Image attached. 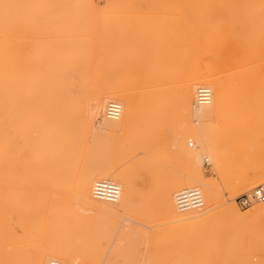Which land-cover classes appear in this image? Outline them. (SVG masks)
Segmentation results:
<instances>
[{"label": "bare ground", "instance_id": "6f19581e", "mask_svg": "<svg viewBox=\"0 0 264 264\" xmlns=\"http://www.w3.org/2000/svg\"><path fill=\"white\" fill-rule=\"evenodd\" d=\"M99 1L0 0V264H100L102 239L84 236L97 216L106 239L120 226L111 245L122 264H264V234L256 259L245 242L264 226V204L235 200L264 190L262 169L229 162L223 148L239 115L258 117L249 137L264 134V0ZM177 80L173 96L165 86ZM157 118L173 123L169 135L148 136ZM119 132L120 143L110 137ZM122 143H166L185 169L149 196L140 179L154 165L117 167L131 153ZM210 158L227 198L202 168ZM104 179L121 186L117 201L95 197ZM192 188L203 206L180 209L178 193ZM156 204L172 226L150 240L129 224ZM143 237L154 248L147 256Z\"/></svg>", "mask_w": 264, "mask_h": 264}, {"label": "rangeland", "instance_id": "374dc122", "mask_svg": "<svg viewBox=\"0 0 264 264\" xmlns=\"http://www.w3.org/2000/svg\"><path fill=\"white\" fill-rule=\"evenodd\" d=\"M100 5L105 4V0H100ZM123 76L128 77L130 79L129 73L125 72L122 73ZM121 75V76H122ZM180 81L177 80V83L175 81V83L173 82L170 86L166 85L165 87L167 89L170 88L172 95L176 96L177 90L179 88V84ZM137 88L133 89L136 90ZM138 90V89H137ZM143 115H138V117H142ZM152 117H155L154 115H149ZM236 120L239 121L240 126L238 125V129L231 132L232 134L230 135V138L225 142V144H223V148L224 151L227 150V152H225V154L227 155L229 162H240V161H244L246 159H251L252 162L258 164L261 169H262V176L261 178L264 179V134L262 135V137H260L259 139H253L250 135L249 137V132L247 131L249 128V122H254L256 119H258V117L256 115L253 114H247V115H239L235 118ZM264 120V118H263ZM185 124V122L183 123ZM150 129L148 131V136H154V135H158L160 133H165L167 135L170 134V131L173 128V123H162L160 121V119L157 118V120H154V122L152 124L149 125ZM177 126V125H176ZM107 130L102 129L100 132H105ZM138 131V130H137ZM111 133V132H110ZM114 134V136H110L111 138H113L115 141L120 143V140H118V138L120 139V136H123L124 133L119 132V133H112ZM107 135V134H105ZM190 141V139H188ZM195 142V139L193 140ZM228 142V144H227ZM188 143V142H187ZM125 144L124 146H126V148L129 149V151L131 152L129 156L127 157H121V159H119L117 162V167H120L122 165H129L131 163H137L140 159L143 158H149V163L154 165V170H147L145 171V173L143 174V176L140 179V188H143V190H148L149 189V196L152 194H158L160 189H161V184L163 185V183L165 184L164 181H167V179L169 177L174 176L175 174H179L181 173V171H183L185 169V165H183L184 163L178 161V159L173 156V155H168L167 152H169V147L168 144H157L155 145V147H149L147 149L143 148L141 145L139 146V144H134L132 146L127 145L128 143H122ZM196 144V142H195ZM227 144V145H226ZM257 145L255 150H251L249 149V147L251 148V145ZM137 145V146H136ZM189 147L193 148V145H190L189 143ZM227 147V148H226ZM148 154L153 153L155 155V157H152L151 155H147ZM250 155H248L249 153ZM230 156V157H229ZM202 168L206 174V176L208 178H212L215 181H217L220 184V189H221V195L224 198H227L228 196L232 195V190L228 187H223V183H222V179L221 176L218 174V172L214 169V165H213V159L210 158L207 161H204L203 163H201ZM216 171V172H215ZM174 174V175H172ZM171 175V176H170ZM169 176V177H168ZM233 180L235 183L239 182L238 176H233ZM252 190H239V192H237V194L235 195V200L238 201L240 196L247 193H250ZM156 192V193H155ZM151 193V194H150ZM78 200H76L75 203H77ZM260 202V201H258ZM261 203V202H260ZM238 204L240 205V207L242 209L248 208V207H243L239 201ZM262 204V203H261ZM252 206V205H251ZM135 218L136 221H132L130 222L131 224H129L132 229L136 230H141L139 233L140 236H147L148 239H152L154 238V236L156 235V231L157 230H164L165 228H169L170 226H172V223L169 221V218L167 216H165V214H162L159 210V206L156 204L155 206L153 205L152 208L148 209V213H147V217L146 216H140V215H134L133 216ZM96 223H92L89 225V227L86 229V231L84 232V236H89L91 235H98L103 242V250H104V254H102L101 257H103L104 255V259H101L100 257V264H103L101 262H104L105 259L106 261L109 259V257H115V261H119L117 262V264H122L123 260H124V252L122 253H114L113 250V245H115V243L118 242L121 234H120V229H119V225L114 229H111V234L107 235L108 238L106 239L104 233H103V226L101 225L102 222H104L105 219L102 216H97L96 218ZM107 220V219H106ZM224 226L226 225V222H224ZM97 226V228L95 227ZM160 228V229H158ZM257 231L259 233H257L255 236H249L245 242L248 245V247L252 248L251 251V256L254 258H258L257 256V252L256 250V245L258 243V241L261 239L262 235L264 234V226H261L259 228H257ZM39 237V236H38ZM111 237V238H110ZM115 237V239H114ZM152 237V238H151ZM141 238V237H140ZM40 239V237H39ZM109 240V242H108ZM112 240L115 242H112ZM144 237L142 239L139 240L138 242V246L140 247V249L145 252L146 249V245L144 243ZM113 244V245H111ZM126 243L123 242V246L121 245V248H123ZM150 244V245H149ZM150 247H149V246ZM147 245V249H146V256H147V250H149V253H152L154 250V248L152 247L153 245L151 243H148ZM152 245V246H151ZM112 246V247H111ZM145 246V247H144ZM149 248V249H148ZM153 248V249H152ZM254 250V251H253ZM108 252V254H107ZM142 252V253H143ZM113 253V254H112ZM254 254V255H253ZM257 256V257H256ZM79 264H92V261L87 258V257H83L80 256L79 257ZM102 260V261H101ZM104 260V261H103ZM98 264V263H97Z\"/></svg>", "mask_w": 264, "mask_h": 264}, {"label": "built area", "instance_id": "2783aa9c", "mask_svg": "<svg viewBox=\"0 0 264 264\" xmlns=\"http://www.w3.org/2000/svg\"><path fill=\"white\" fill-rule=\"evenodd\" d=\"M211 91L207 87H201L199 89V99L201 102H209L211 100ZM120 105L116 102H112L109 105V114L116 117L120 114ZM95 197L98 199H106L110 201H117L120 198L121 186L112 180L104 179L95 183ZM257 195L250 196L245 193L240 196L239 203L243 207H249L254 199L257 197L260 202L264 204V190L259 188ZM178 207L182 210H188L191 208L201 207L204 204V196L202 190L199 188L185 189L177 195ZM51 264H62L58 260H54Z\"/></svg>", "mask_w": 264, "mask_h": 264}]
</instances>
